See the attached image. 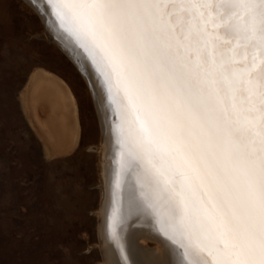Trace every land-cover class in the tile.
I'll use <instances>...</instances> for the list:
<instances>
[{
    "label": "snow or ice",
    "instance_id": "snow-or-ice-1",
    "mask_svg": "<svg viewBox=\"0 0 264 264\" xmlns=\"http://www.w3.org/2000/svg\"><path fill=\"white\" fill-rule=\"evenodd\" d=\"M48 2L107 85L168 264H264V0Z\"/></svg>",
    "mask_w": 264,
    "mask_h": 264
},
{
    "label": "rangeland",
    "instance_id": "rangeland-1",
    "mask_svg": "<svg viewBox=\"0 0 264 264\" xmlns=\"http://www.w3.org/2000/svg\"><path fill=\"white\" fill-rule=\"evenodd\" d=\"M43 26L23 0H0V264H104L98 114L83 76ZM39 71L63 81L76 101L78 139L60 155L31 116L26 87ZM81 232L96 245L89 255H81Z\"/></svg>",
    "mask_w": 264,
    "mask_h": 264
},
{
    "label": "bare ground",
    "instance_id": "bare-ground-1",
    "mask_svg": "<svg viewBox=\"0 0 264 264\" xmlns=\"http://www.w3.org/2000/svg\"><path fill=\"white\" fill-rule=\"evenodd\" d=\"M26 2L37 11L44 23L48 36L45 34L44 37L57 45L78 68L91 91L98 114L103 141V150H98L100 153L103 151L104 186L99 236L104 264H168L170 250H181L173 241L163 239L154 228L150 218L154 209H149L148 202L146 204L140 198L144 188L138 172L125 168L120 175L121 182L118 181L121 153L118 118L103 77L91 57L80 49L75 39L73 42V36L70 37L56 14L42 0H35L34 4L31 0ZM26 94L31 105V116L40 121L37 129L46 144L58 155L68 152L78 139L77 105L68 86L56 76L39 71L31 76ZM97 95L102 98V105L98 104ZM147 205L149 208L144 207ZM111 207H115V222L112 225ZM147 240L153 242L156 248L149 249Z\"/></svg>",
    "mask_w": 264,
    "mask_h": 264
},
{
    "label": "water",
    "instance_id": "water-1",
    "mask_svg": "<svg viewBox=\"0 0 264 264\" xmlns=\"http://www.w3.org/2000/svg\"><path fill=\"white\" fill-rule=\"evenodd\" d=\"M24 1V0H23ZM43 2H44V4L49 8V10L51 11V12H53L54 14H55V12H54V10L52 9V7H51V5L49 4V2H48V0H42ZM30 8H32L35 12H36V14L38 15V17L40 18V16H39V14L37 13V11L32 7V6H30L26 1H24ZM40 20H41V18H40ZM41 22H42V20H41ZM42 25H43V22H42ZM68 34L70 35V37L72 36L69 32H68ZM73 42H74V38H73ZM75 42H76V40H75ZM78 44V43H77ZM55 45V44H54ZM58 47V46H57ZM80 47V46H79ZM59 48V47H58ZM60 49V48H59ZM80 49L82 50L83 48H81L80 47ZM84 50V49H83ZM60 51H62L61 49H60ZM86 54H88L86 51H84ZM62 53H64L63 51H62ZM65 54V53H64ZM66 55V54H65ZM89 55V54H88ZM67 56V55H66ZM67 58L72 62V64L75 66V68L78 70V68L76 67V65L74 64V62L67 56ZM78 72H79V70H78ZM80 73V72H79ZM81 75V74H80ZM91 93V92H90ZM91 97H92V95H91ZM111 103H112V107H113V109H114V111H115V113L117 114V112H116V106L114 105V103L112 102V99H111ZM115 114V115H116ZM117 122H118V128H117V130H118V134H119V120H117ZM119 140H120V143H119V146H120V148H119V150H121V138H120V134H119ZM121 160V153H120V155H119V161ZM118 171H119V177H118V181H119V183L121 182V180H122V176H120L121 174H122V172H124V170L122 171L121 170V164H120V162L118 163ZM135 171H137L135 168H133ZM138 172V171H137ZM101 188V187H100ZM101 195H102V189H101ZM140 198H141V200H143V201H145V203L147 204V201H146V199L144 198V195L143 194H140ZM142 201V202H143ZM144 207H148V205L147 206H144ZM115 208V207H114ZM114 208H110V212H111V222H110V225H112V224H114V220H115V214H114ZM149 208V207H148ZM149 209H152V208H149ZM150 218H152L151 220H152V223H154L153 225H154V228L156 229V230H158L159 231V235H161V237L163 238V239H167V238H165L164 236H163V234L161 233V231H160V228H159V225H158V222H157V215H156V213H155V210L154 211H152V213H151V215H150ZM157 231V232H158ZM167 240H169V239H167ZM176 245V244H175ZM186 262V261H185ZM187 263V262H186Z\"/></svg>",
    "mask_w": 264,
    "mask_h": 264
},
{
    "label": "clouds",
    "instance_id": "clouds-1",
    "mask_svg": "<svg viewBox=\"0 0 264 264\" xmlns=\"http://www.w3.org/2000/svg\"><path fill=\"white\" fill-rule=\"evenodd\" d=\"M78 238L85 241L86 243V246L82 250L81 255H89L92 250L96 247V245L93 243H89L90 237L87 232H81Z\"/></svg>",
    "mask_w": 264,
    "mask_h": 264
}]
</instances>
